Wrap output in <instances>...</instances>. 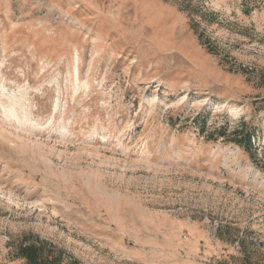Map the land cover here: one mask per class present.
Here are the masks:
<instances>
[{"label": "rangeland", "instance_id": "rangeland-1", "mask_svg": "<svg viewBox=\"0 0 264 264\" xmlns=\"http://www.w3.org/2000/svg\"><path fill=\"white\" fill-rule=\"evenodd\" d=\"M243 9L0 0V264L27 235L78 264H264V2ZM242 123L256 161L207 138Z\"/></svg>", "mask_w": 264, "mask_h": 264}, {"label": "trees", "instance_id": "trees-1", "mask_svg": "<svg viewBox=\"0 0 264 264\" xmlns=\"http://www.w3.org/2000/svg\"><path fill=\"white\" fill-rule=\"evenodd\" d=\"M264 0H242L243 12L249 14L254 5L263 4ZM197 38L201 45L207 48V51L213 53V48L209 43L204 40L198 29L195 28ZM201 134H204V123L199 125ZM256 134L255 129H251L247 124L242 123L240 127L233 130L229 135L224 128L218 129L217 135L211 133L207 138L215 140L218 138H227L234 143L239 149H242L247 153L252 161H256V151L253 148V139ZM257 165L264 172V162L257 161ZM9 255L13 259H18L23 264H78L75 260L67 261L63 258L62 253L53 245L39 237L27 235L24 236L20 241L13 242L9 245Z\"/></svg>", "mask_w": 264, "mask_h": 264}]
</instances>
